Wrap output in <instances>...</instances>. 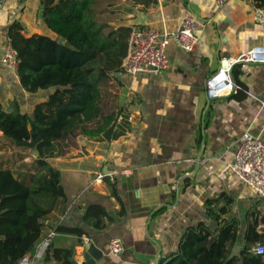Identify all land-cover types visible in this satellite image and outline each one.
Returning <instances> with one entry per match:
<instances>
[{
    "label": "crops",
    "instance_id": "1",
    "mask_svg": "<svg viewBox=\"0 0 264 264\" xmlns=\"http://www.w3.org/2000/svg\"><path fill=\"white\" fill-rule=\"evenodd\" d=\"M254 0H97L95 18L111 27L152 26L176 29L189 14L202 19L199 43L185 51L171 42L169 67L158 72L118 73L111 79L117 104L133 115L132 127L114 139L77 136L62 155L51 158L61 171L67 195L64 213L54 211L42 237L58 224L79 225L88 234L57 231L42 258L31 253V264H61L55 247H70L76 264H89L86 244L95 242L104 255L93 264H153L178 250L185 228L206 215V199L221 192L234 196L231 214L247 226L248 209L264 199L242 182L228 166L236 141L250 129L264 135V62L241 61L239 78L246 91L209 99L206 81L224 59L232 60L256 45H264V21L257 20ZM43 0H4L0 9V100L11 108L18 100L23 111L48 98L51 90H26L17 70L3 63L9 25L19 20L25 34L53 35L43 17ZM209 106L206 109L207 103ZM10 143V144H9ZM13 144L0 129V163L19 168L31 161L26 148ZM203 147V148H202ZM20 153H24L23 155ZM99 173H105L102 178ZM115 183L117 195L112 193ZM121 201L125 214L118 215ZM91 203L103 204L115 215L103 229L85 219ZM151 215V218H150ZM148 226V229H147ZM41 237V239H42ZM120 237L124 250L110 252V241ZM88 238V239H87Z\"/></svg>",
    "mask_w": 264,
    "mask_h": 264
},
{
    "label": "trees",
    "instance_id": "2",
    "mask_svg": "<svg viewBox=\"0 0 264 264\" xmlns=\"http://www.w3.org/2000/svg\"><path fill=\"white\" fill-rule=\"evenodd\" d=\"M96 1L43 0V17L53 35H27L19 20L9 25L22 86L31 92L53 85L56 89L47 99L36 102L31 111H23L16 99L11 110L0 100L4 136L34 155L19 168L0 163V264H17L23 255L34 253L47 226L44 220L54 211L66 210L61 171L51 158L64 154L77 136L110 140L132 127L130 109L117 104V95L109 88L111 79L122 71L132 27L100 24L95 18ZM254 1L264 9V0ZM61 37L68 44L61 43ZM240 62L232 69L237 92L246 91L239 78ZM35 150L39 151L37 155ZM111 185L117 195L115 183ZM234 200L226 191L208 197L206 215L215 224L204 219L189 224L178 250L163 256L158 264H264V254L253 249L264 242V212L257 204L248 209L247 226L241 236V220L230 213ZM121 204L118 215L126 212ZM84 217L97 229L115 219L100 203L89 204ZM53 228L80 237L88 234L79 225L58 224ZM53 254L61 264H76L70 247H55Z\"/></svg>",
    "mask_w": 264,
    "mask_h": 264
},
{
    "label": "built area",
    "instance_id": "3",
    "mask_svg": "<svg viewBox=\"0 0 264 264\" xmlns=\"http://www.w3.org/2000/svg\"><path fill=\"white\" fill-rule=\"evenodd\" d=\"M4 0H0V9ZM225 0H217L221 5ZM257 20L264 21V9L257 7L255 11ZM202 19L189 14L184 17L178 27L173 30H160L152 26H134L129 36L128 52L123 59L122 73L138 74L140 72H158L169 67L168 47L174 42L185 51H193L199 43L197 28ZM3 63L17 70V50L10 39L5 44ZM240 61L264 62V45H256L241 56L227 60L226 65H221L206 81V92L209 99H214L233 93L238 85L232 74L235 63ZM130 120L133 119L131 114ZM238 178L251 187L255 193L264 199V135L246 129L236 141L234 159L229 163ZM105 173H99L102 178ZM53 228L39 241L34 254L42 258L47 248L56 235ZM88 239V238H87ZM124 243L120 237L110 241V252L119 254L124 250ZM254 251L264 254V242H258ZM17 264H31V254L23 255Z\"/></svg>",
    "mask_w": 264,
    "mask_h": 264
},
{
    "label": "water",
    "instance_id": "4",
    "mask_svg": "<svg viewBox=\"0 0 264 264\" xmlns=\"http://www.w3.org/2000/svg\"><path fill=\"white\" fill-rule=\"evenodd\" d=\"M59 41L61 43L68 44V41L65 37H61ZM222 64L226 65L227 59H224ZM55 89H56V86L54 85L50 87L51 91H54ZM208 106H209V102L207 103L206 109L208 108ZM9 109L11 110L12 108H9ZM38 152H39L38 150H35L36 155L38 154ZM150 218H151V215H150ZM147 229H148V226H147ZM103 255H104V251L99 246H97L95 242L92 241L89 244L88 243L86 244L85 258H86L87 263L93 264L96 259L102 257ZM160 259H161V252H159L157 260L153 264H158Z\"/></svg>",
    "mask_w": 264,
    "mask_h": 264
},
{
    "label": "rangeland",
    "instance_id": "5",
    "mask_svg": "<svg viewBox=\"0 0 264 264\" xmlns=\"http://www.w3.org/2000/svg\"><path fill=\"white\" fill-rule=\"evenodd\" d=\"M111 85H110V90L112 91V92H114V86H113V83L111 82L110 83ZM107 99H110V96H108L107 97ZM112 103V102H111ZM10 144V143H9ZM19 147H17V146H15V145H13L12 146V150H16V149H18ZM25 150H28V149H25ZM30 151H32V149H30ZM26 154H28L32 159L34 158V155L32 154V153H30V152H26Z\"/></svg>",
    "mask_w": 264,
    "mask_h": 264
}]
</instances>
